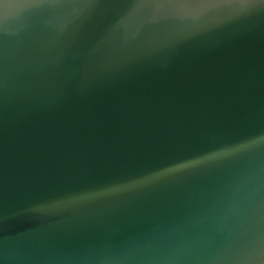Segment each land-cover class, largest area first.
I'll list each match as a JSON object with an SVG mask.
<instances>
[{
	"label": "water",
	"instance_id": "water-1",
	"mask_svg": "<svg viewBox=\"0 0 264 264\" xmlns=\"http://www.w3.org/2000/svg\"><path fill=\"white\" fill-rule=\"evenodd\" d=\"M0 264H264V0H0Z\"/></svg>",
	"mask_w": 264,
	"mask_h": 264
}]
</instances>
